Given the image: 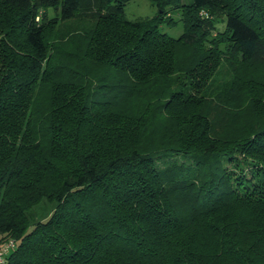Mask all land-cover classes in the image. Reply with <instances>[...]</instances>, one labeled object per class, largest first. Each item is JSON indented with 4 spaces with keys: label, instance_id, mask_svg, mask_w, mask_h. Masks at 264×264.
<instances>
[{
    "label": "trees",
    "instance_id": "trees-1",
    "mask_svg": "<svg viewBox=\"0 0 264 264\" xmlns=\"http://www.w3.org/2000/svg\"><path fill=\"white\" fill-rule=\"evenodd\" d=\"M130 1L0 0L3 264H264V0Z\"/></svg>",
    "mask_w": 264,
    "mask_h": 264
},
{
    "label": "rangeland",
    "instance_id": "rangeland-1",
    "mask_svg": "<svg viewBox=\"0 0 264 264\" xmlns=\"http://www.w3.org/2000/svg\"><path fill=\"white\" fill-rule=\"evenodd\" d=\"M187 2H190V0H182L181 3L185 4ZM157 8L152 4L149 0H132L128 4L125 5L123 10V17L128 21H137V20H145V19H152L155 17L157 13ZM174 21H176L174 24H170V22H167V20H164L158 25V28L161 33L166 34L168 37L171 38H178L182 34L184 27L183 23L179 19L178 14H172L171 16ZM81 23L85 24L86 27L91 26L92 24L89 22H72L69 23L67 27H70L72 29H79L80 26L83 27L84 25H81ZM78 24V25H77ZM64 25L62 26L63 29ZM189 51L185 50L184 52ZM191 56L188 53L182 54L180 59H189ZM214 63L217 64L215 68V81L222 84L221 82H225L229 79V72H236L241 77H246L244 79H253L256 82V86H259V84H264V65L261 66H252V65H246V66H233L230 67L224 63H222L220 60L218 62L216 59L213 60ZM212 62V63H213ZM228 81V82H229ZM256 92H264V89L262 88H256ZM43 97V96H42ZM249 122H251V119L248 118ZM177 160H180L178 157H176ZM227 166H229L227 164Z\"/></svg>",
    "mask_w": 264,
    "mask_h": 264
},
{
    "label": "built area",
    "instance_id": "built-area-1",
    "mask_svg": "<svg viewBox=\"0 0 264 264\" xmlns=\"http://www.w3.org/2000/svg\"><path fill=\"white\" fill-rule=\"evenodd\" d=\"M12 247H13V241L11 240L0 246V264L4 263L5 257Z\"/></svg>",
    "mask_w": 264,
    "mask_h": 264
}]
</instances>
